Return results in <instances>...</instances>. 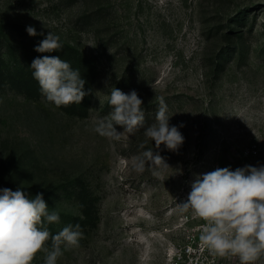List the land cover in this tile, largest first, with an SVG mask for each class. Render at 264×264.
Masks as SVG:
<instances>
[{"label": "rangeland", "instance_id": "rangeland-1", "mask_svg": "<svg viewBox=\"0 0 264 264\" xmlns=\"http://www.w3.org/2000/svg\"><path fill=\"white\" fill-rule=\"evenodd\" d=\"M49 31L93 70L78 105L55 107L30 77ZM112 87L137 92L145 127L163 97L170 126L184 125L178 152L156 149L143 129L119 141L95 133ZM148 149L169 165L161 178L132 170ZM246 165H264V0H0V188L42 193L60 216L53 235L81 225L80 246L58 264H239L210 255L204 222L179 205L198 175Z\"/></svg>", "mask_w": 264, "mask_h": 264}, {"label": "clouds", "instance_id": "clouds-1", "mask_svg": "<svg viewBox=\"0 0 264 264\" xmlns=\"http://www.w3.org/2000/svg\"><path fill=\"white\" fill-rule=\"evenodd\" d=\"M26 31L33 37L44 35L33 26H27ZM62 49L60 37L49 31L34 50L51 53ZM30 68L41 94L57 108L78 105L88 95L79 69H73L59 56L37 57ZM108 103L111 112L93 128L101 137L119 141L123 133L134 135L143 129L144 136L155 142L156 149L164 145L168 151L178 152L183 145L184 136L179 128L184 125L170 126L163 97L158 101L155 122L147 127L141 108L143 101L135 90L126 94L112 87ZM117 125L123 132L117 131ZM131 167L138 174L147 168L153 177L161 178L169 165L159 151L148 149L131 159ZM179 209L190 211L204 222L199 239L210 255L235 258L239 264L264 261V165H246L235 170L218 167L198 175L187 201ZM59 221L58 212H49L42 193L30 197L20 188L15 191L0 188V264H32L39 253L44 254V264H58L64 251L80 246L84 235L79 223L68 224L53 235L47 225Z\"/></svg>", "mask_w": 264, "mask_h": 264}, {"label": "trees", "instance_id": "trees-1", "mask_svg": "<svg viewBox=\"0 0 264 264\" xmlns=\"http://www.w3.org/2000/svg\"><path fill=\"white\" fill-rule=\"evenodd\" d=\"M61 43L63 45L62 50L53 51L51 53L35 52L33 60L37 57H42L45 55H49V56L63 55L65 58L64 60L69 62L73 69H79V71L81 73V78L86 81L84 91L85 92L88 91L91 87L92 80H93V70L89 64V61L77 49H75V48L71 47L70 45L65 44L63 42H61ZM30 66H31V63L29 66H27V68L32 72L33 70L30 68ZM30 77H33L32 73H31ZM82 110H83V108L80 110L74 109L72 112L80 114L82 112ZM68 112H70V111H68ZM81 211H82V216L84 218L83 222H85L86 224H91L92 226H94L95 221L92 218L93 206L91 204L87 205L86 203H83V204H81Z\"/></svg>", "mask_w": 264, "mask_h": 264}]
</instances>
